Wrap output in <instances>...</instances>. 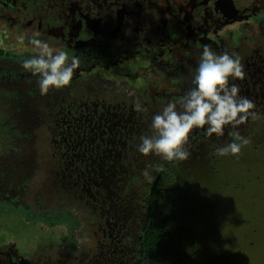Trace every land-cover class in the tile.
<instances>
[{
  "label": "flooded vegetation",
  "instance_id": "obj_1",
  "mask_svg": "<svg viewBox=\"0 0 264 264\" xmlns=\"http://www.w3.org/2000/svg\"><path fill=\"white\" fill-rule=\"evenodd\" d=\"M18 5L24 14L10 15ZM3 16L80 65L69 86L40 95L20 65L34 52L17 56L14 76L44 104L18 117L51 122L48 195L23 202L34 154L0 169V211L41 233L26 251L0 241V264H264V0H0ZM204 45L241 57L245 77L229 83L255 116L219 138L194 129L183 162L138 153L152 114L190 87ZM237 131L242 152L216 155Z\"/></svg>",
  "mask_w": 264,
  "mask_h": 264
},
{
  "label": "clouds",
  "instance_id": "obj_2",
  "mask_svg": "<svg viewBox=\"0 0 264 264\" xmlns=\"http://www.w3.org/2000/svg\"><path fill=\"white\" fill-rule=\"evenodd\" d=\"M40 33L17 37L23 44L27 39L33 46L34 54L20 62L21 68L37 77L36 83L40 95L50 90H60L70 85L74 71L80 61L69 56L50 41L39 39ZM245 77L241 57L228 51L218 53L209 45H204L194 71L191 74L190 87L179 98L170 100L152 114L149 123L150 134L141 135L136 145L138 153L159 157L169 163L187 160L190 151L187 148L190 133L194 129H203L206 137L224 136V129L231 125L244 124L255 113L254 103L240 95V87L230 80H243ZM134 110L146 113L148 109L136 100ZM248 144V140L239 132L233 133L232 142L215 148L218 156L239 155ZM86 240H81L85 243Z\"/></svg>",
  "mask_w": 264,
  "mask_h": 264
},
{
  "label": "rangeland",
  "instance_id": "obj_3",
  "mask_svg": "<svg viewBox=\"0 0 264 264\" xmlns=\"http://www.w3.org/2000/svg\"><path fill=\"white\" fill-rule=\"evenodd\" d=\"M16 14H24L22 6L18 5L17 8L10 11V15ZM21 19L19 24L11 25L4 16L0 17V169L4 164H9L11 158L13 160L14 157L21 156L20 151L24 154H34V161L39 162V166L34 168V172L32 170L31 176L26 182L29 194L23 199L25 204L30 205L33 198L39 197L40 200H43L48 195L45 175L46 160L49 158L48 144H50L48 125L51 122L48 118L30 119L20 116L25 110L44 108V104L41 102L34 105L33 98L25 94L33 89L32 85H25L27 81H20L13 74L19 70L17 63L20 59L18 60L17 56L34 52L33 46L28 44L27 39L23 44L17 40V37L22 34L30 36L29 31L32 30L23 29L21 25L24 23V18ZM2 51L12 55L8 56ZM24 77L28 78V76ZM19 113L20 117H18ZM30 148L33 151H29ZM45 206L48 205L44 204ZM33 226L34 224L24 223L21 217L12 210L0 211V241H3V245L19 242V245L17 244L19 250L26 251L21 248L41 236L40 231L35 230ZM34 250L35 245L27 251L30 254H35Z\"/></svg>",
  "mask_w": 264,
  "mask_h": 264
}]
</instances>
